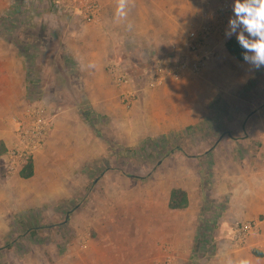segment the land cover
Instances as JSON below:
<instances>
[{
	"label": "rangeland",
	"instance_id": "obj_1",
	"mask_svg": "<svg viewBox=\"0 0 264 264\" xmlns=\"http://www.w3.org/2000/svg\"><path fill=\"white\" fill-rule=\"evenodd\" d=\"M82 1L57 5L55 0H0V57L18 56L24 68L26 93L28 72L39 87V99L29 102L26 94L23 108L13 113L6 124L11 129L13 123L16 130L14 121L29 106L38 104L47 105L55 126L60 116L72 118V125H75L74 118H78L90 133L88 143L86 138L83 145L85 151L90 150L88 154H83L81 161L72 163L73 166L56 169L50 181L44 183L47 187L38 192L6 195L12 198V203L7 205L0 200V210L7 213L6 219L0 220V249L15 244L13 251L0 252V264H60L61 228L78 231L82 250L93 246L97 251L106 247L114 252L120 250L119 245H124L122 248L130 249L133 258L138 256L139 264H189L195 244L203 237L204 242L194 255V264H219L216 232L222 206L210 204L204 196L203 183L208 181L209 174L194 172L197 157L193 156L204 158L215 147H233L228 141L219 145L220 136L229 140L248 137L246 131L233 132L232 123L240 127V118L250 119L254 110L264 108V68L257 71L250 82L252 86H246L239 94H231L224 102V119L220 121L223 124L216 134L205 133L201 124L189 131L183 128L164 133L167 143L159 148L151 146L136 154L151 137L146 136L145 119L131 113L134 103L124 104L119 97L116 102L121 108L117 109L111 99L110 115L105 113L108 107L100 105L95 110L91 101L93 98L106 101L108 86L113 83L107 78L85 76L76 50L87 55L92 47L90 42L97 40V30L103 29L106 40L116 41V45H108V60L122 66L130 75L135 91H141L156 64L170 54L174 44L184 40L191 19L202 10L201 2L133 0L127 22H117V0H108L107 4L103 0H90L101 5L102 16L100 23L86 24L67 11V8H80ZM229 1L228 16H233L234 0ZM127 23L133 25L132 30L127 29ZM118 26L121 29L117 35ZM20 47L32 56L30 61ZM231 70L236 77L232 82H238L237 76L247 71L241 66ZM222 78L215 79L216 85L222 83ZM99 80H102V89L98 86ZM180 94L170 92L155 98L142 96L141 92L135 95L134 102L146 101L148 118L152 116L149 123L165 127L179 120ZM187 95L193 97L196 93L193 89ZM90 114L101 116L97 129L104 137L116 139L115 144L120 142L117 145L121 153L110 151L84 121L83 117ZM92 138L99 143V151ZM246 140H237L238 146L247 148ZM121 144L131 153H124ZM170 150L173 154H168ZM13 177L1 169L3 182ZM39 183V179L32 181L31 188H38ZM179 186H186L193 193L192 204L184 211H171L167 199L170 191ZM133 264L136 263L133 261Z\"/></svg>",
	"mask_w": 264,
	"mask_h": 264
},
{
	"label": "crops",
	"instance_id": "obj_2",
	"mask_svg": "<svg viewBox=\"0 0 264 264\" xmlns=\"http://www.w3.org/2000/svg\"><path fill=\"white\" fill-rule=\"evenodd\" d=\"M103 2L107 4L109 1L103 0ZM231 17L232 16L227 17V22H229ZM108 24H106V26H109ZM120 29L121 26L116 28L117 35L120 34ZM103 31V29H98V41L94 40L90 42L92 44L91 50H89L91 53L88 51L86 55L82 50L81 52L76 50V55L81 59L82 73L85 74V76L107 78L108 82L113 83V85L108 86V97L106 101L103 99L96 100L95 98L91 101L94 106L92 107L95 110L100 108V105H102V107H108V111H105V113L110 115L113 104L117 109L121 108L116 101L118 97L123 100V94L126 89L114 85L115 83L108 73V67L111 62L114 61L108 60L109 53L107 52V48L108 45H116V41L112 42L109 38L106 40L102 35ZM233 37H235V35H233ZM228 40L229 39L225 41L217 39L219 45L217 46L214 58L199 77L187 76L181 82L169 81L157 90H149L144 86L141 91H135L133 87L136 94L142 92V96H155V98L170 92L184 94L178 96L179 111L177 114L179 116V122L177 121L175 124L170 123L165 127L162 124L153 125L149 123V118L152 116L150 117L149 115L148 118L146 101L133 102L134 107L131 113L139 114V118L145 119L146 136L157 138L163 136L164 133L180 131L183 130V128L192 129L200 124L203 126L205 133L210 132L216 134V132L221 129L220 127L223 123L220 121L224 119V108H222L224 102L227 101L228 97H231V94H239L245 91L246 86H252L250 82L256 77L258 71L229 54L226 48ZM90 65H93V67H90ZM234 66H241L244 67V69L246 67L247 70L245 73L237 76V79L239 77L238 82H232L236 78L233 76V71L231 70ZM23 69V64L19 62L16 54L7 56L2 55L0 57V145L3 144V148L0 149L2 154L0 156V173L1 169H3L7 175L9 174L4 168L2 157L8 149L14 145L15 126L11 123L10 129V124L7 125L6 122L13 113L20 111L24 106V103H22L23 97L27 93L24 88L25 80ZM218 76L223 77L220 85H216L215 83V79ZM101 83L102 80H99V88L101 87ZM100 89H102V87ZM193 89L196 95L193 97H191L192 95H187V93H191ZM98 102L99 104H97ZM220 108L222 111L219 110ZM96 116L101 118L100 115ZM250 117V119L244 120L240 118V127L236 126V122L232 123L233 132L244 133L246 131L248 137L243 136L240 138V136H238L235 138L236 140H234V138L229 140L221 138L222 136H220L217 139V142L220 141L218 143L219 145L224 141H228L233 147H215L210 154L206 152L204 158H201L203 157L202 155L193 156L197 157V159L194 160V172L197 171L198 173L209 174L208 181L203 183L204 196L210 200V204L222 206L220 225L216 232L219 238V242L216 245V259L219 264H264V108L261 107L254 110ZM74 119L75 125H72V121H74L72 118L67 116H60L58 118L47 145L33 158L34 176L32 178L24 179L21 176L24 170L20 174L9 175L14 176L10 181L5 180L6 182H3V179L0 178V200L4 203L3 205H7L5 203H12V198H7L5 197L6 195H13L19 192H38L39 189L44 188V186L47 187L44 183L50 181L56 169L67 165L73 166L72 163L78 160L81 161L83 154H88L90 150L86 149L85 151L83 145L86 138L85 143H88L90 133L85 130L84 125L80 122L81 120L78 118ZM244 139H247L246 143L249 144L247 148L238 146L237 142ZM92 140L93 143H95L94 147L96 151H99V143L93 138ZM112 140L113 142L116 141L114 138H112ZM122 146L124 150H128L127 146ZM94 147H92L91 150H93ZM3 149H5V151ZM78 149H80V151ZM175 154V156L179 155V153ZM122 155L125 154L123 153ZM36 179L41 181V185L39 183L38 188H31L32 181ZM53 179L54 178H52V180ZM174 189L185 191L188 195L190 204H192L191 199L193 198V193H191L188 187L179 186L174 187L170 191L167 199L168 208L171 192ZM29 194L31 196L35 195V193ZM4 214L7 213L0 210V220L6 219ZM249 222H253L256 229L248 239L246 245L238 249L233 245L234 228L239 223ZM64 226H69L68 220H66ZM67 231H69V233ZM3 235H7V233ZM78 235L77 230L74 231L61 228L60 236L62 240L58 247V260L60 264H133V261L139 264L138 256L133 258L130 249L125 250L122 248L126 247L124 245H119L120 250H114V252H109V248L107 249L106 247L97 251L93 246H87L82 250L80 247V240L77 239Z\"/></svg>",
	"mask_w": 264,
	"mask_h": 264
},
{
	"label": "built area",
	"instance_id": "obj_3",
	"mask_svg": "<svg viewBox=\"0 0 264 264\" xmlns=\"http://www.w3.org/2000/svg\"><path fill=\"white\" fill-rule=\"evenodd\" d=\"M66 1L70 3L72 0H55L57 5L65 4ZM199 1L201 12L191 19L184 40L174 44L170 54L156 64L144 85L146 89L157 90L169 81L181 82L187 76L199 77L214 58L219 45L217 39H229L225 32L231 2ZM67 11L77 15L86 24H98L101 21V5L90 0L82 1L80 8H67ZM108 73L117 86L126 89L123 102L132 104L136 93L130 75L114 62L109 65ZM14 122V145L2 157L9 175L20 174L28 162L33 161L34 156L47 145L54 128V118L47 105L29 106ZM255 229L253 222L237 224L234 228L233 245L238 249L243 248Z\"/></svg>",
	"mask_w": 264,
	"mask_h": 264
},
{
	"label": "clouds",
	"instance_id": "obj_4",
	"mask_svg": "<svg viewBox=\"0 0 264 264\" xmlns=\"http://www.w3.org/2000/svg\"><path fill=\"white\" fill-rule=\"evenodd\" d=\"M132 3L133 0H117V22H127ZM232 7L225 36L235 35L243 49L242 58L252 69L264 68V0H234ZM126 27L132 30L133 25L127 23Z\"/></svg>",
	"mask_w": 264,
	"mask_h": 264
},
{
	"label": "trees",
	"instance_id": "obj_5",
	"mask_svg": "<svg viewBox=\"0 0 264 264\" xmlns=\"http://www.w3.org/2000/svg\"><path fill=\"white\" fill-rule=\"evenodd\" d=\"M226 48H227V51L229 52V54L231 56L235 57L240 62H245L242 58L243 49L238 44L236 37L232 36L231 38H229L228 42L226 43ZM20 51H21V53L25 54L24 57L27 60L30 61L32 59V56L28 55L25 52V50H22L21 47H20ZM29 71H31V70H29ZM27 78H28V91H27L28 92L27 93L28 101L32 102V101L38 100L39 99V97L37 96L38 92H39L38 84L34 80V77L32 76V74H30V72H28ZM83 118H84V121L91 126V128L93 129L95 134L98 137L102 138L103 141H105V143L108 145L110 151L115 152V153H121V149H120L121 147L118 146L117 144H115L110 138L104 137L103 134L97 129V122L99 119L97 116H95V114L94 115L93 114L85 115ZM189 130H191V129H188V131ZM166 139H167V137H163V136L157 137V138H150L147 140V142L144 144V146L142 148L138 149L139 152L137 151L136 154H139L141 151H146L151 146H153L155 148H159L162 144L167 143V141H165ZM1 148H3V144L0 145V149ZM3 150L5 151V149H3ZM176 150H179L182 152L181 148H177ZM123 151H125L124 153H131V151H129V150H123ZM132 153H133V151H132ZM172 153H173V150H170V152H168V154H172ZM1 155L2 154L0 151V156ZM21 176L24 179H30L34 176V163H33V161L28 162V164L25 166L24 171L22 172ZM189 205H190L189 198H188V195L185 191H183L181 189H174L171 192V198H170V203H169V209L170 210H172V211H184V210L189 208ZM202 233H203V230H202ZM201 240H203V237ZM201 240H198V242L195 244L193 255L191 257L189 264H194V262H195L194 261V255L198 253L199 247L202 246V243L204 242V240L203 241H201ZM14 247H15L14 243L7 244L6 247L0 249V252L9 253V252L13 251Z\"/></svg>",
	"mask_w": 264,
	"mask_h": 264
}]
</instances>
